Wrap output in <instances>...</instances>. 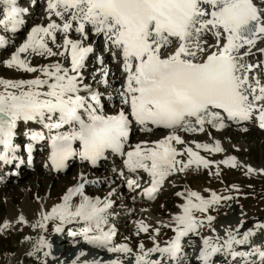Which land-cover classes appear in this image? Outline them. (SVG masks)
I'll return each instance as SVG.
<instances>
[{"label": "snow or ice", "instance_id": "1", "mask_svg": "<svg viewBox=\"0 0 264 264\" xmlns=\"http://www.w3.org/2000/svg\"><path fill=\"white\" fill-rule=\"evenodd\" d=\"M3 5L0 27L16 33L25 23L28 11L19 6L18 0H0ZM264 4V0H260ZM46 25L37 24L27 33L11 58L8 67L40 73L32 79H0V160L9 161V154L16 151L13 143L19 121H39L49 130L70 126V131L52 135L50 159L56 168L64 167L65 161L76 153L73 143L79 141V155L95 163L106 150L125 155L124 147L134 121L151 131L149 124L171 129L172 132L154 142L137 143L126 152L125 165L131 172L146 171L151 177L149 187L142 193L150 199L174 172H184L191 166L209 168L212 163L237 167L235 156L214 162L200 155L199 149L222 152L219 141L214 144L197 143L194 150L185 146L177 129L186 132H204L205 126L224 128L225 120L249 121L256 119L264 129V61L250 62L249 57L258 52L264 55V7L254 0H46ZM59 18V22L57 19ZM90 30L102 35L113 59L119 58L124 73V83L119 91L122 107L112 115L100 110L101 97L91 85L83 83L82 69L94 49L85 42ZM79 39L71 37L72 32ZM62 34V43H57V34ZM214 43L208 42V36ZM9 41L0 35V47ZM50 43L59 51H54ZM255 49V52L253 51ZM22 54L25 56L22 58ZM64 57L70 67L60 61L39 67L32 66L27 56ZM100 83L107 84L108 70H100ZM95 79V76L93 77ZM89 95H82L81 92ZM194 121V124L192 123ZM32 140H42L41 132L30 133ZM32 145H28L31 151ZM187 156V160L178 159ZM247 173L257 171L243 165ZM260 171H264L261 169ZM83 179L67 190L62 202L50 212L42 213L41 221L33 227L44 228L49 220H58L56 231L63 225L84 223L79 232L84 241L111 253L133 255L127 244L113 245L115 230L105 226L113 213V201L106 197L92 198L85 194ZM129 189L140 188L136 180L128 179ZM115 191V190H113ZM112 193H109V197ZM184 196V193H177ZM78 197V202L73 198ZM229 197L210 198L200 193L187 191L182 214L174 217L176 235L167 246L159 245L134 254V264H161L150 259L153 252L167 254L173 260L181 259V238L208 226L215 217H197L194 213H207L209 208ZM23 221V216L20 217ZM140 230L148 226L139 222ZM243 225V222H241ZM8 227L7 222L3 225ZM215 231V229H212ZM158 231V229H157ZM257 232H264V223L256 225V231L242 233L229 228L224 237H204L199 259L203 264H212L211 258L224 253L233 258H242L243 264H264V246L253 244L248 251H237L236 245H248ZM221 241H223L221 243ZM41 247L48 246L43 237ZM31 254V253H30ZM47 256L48 253H45ZM72 264H80L79 257ZM255 258V259H253ZM83 264H123L119 258L104 262L84 260Z\"/></svg>", "mask_w": 264, "mask_h": 264}, {"label": "rangeland", "instance_id": "2", "mask_svg": "<svg viewBox=\"0 0 264 264\" xmlns=\"http://www.w3.org/2000/svg\"><path fill=\"white\" fill-rule=\"evenodd\" d=\"M31 3H29L27 6H35L32 7V14H24L25 20H27L29 24L23 25L22 31L11 35V33L7 34V31L5 32L2 27H0V35L5 36L6 39L11 38L10 43L4 47H0V79H29L27 76H25V74L28 72L19 70L17 68L15 69V67H8L5 61L11 58L12 54L16 51L19 45L26 39L27 33L30 31V29L38 24L41 19L39 15L42 12L41 8L42 4H44L43 0H39L37 2L36 0H33ZM61 40L62 39L60 37L57 42L59 43ZM209 40L208 42H210ZM87 41L92 42L91 40ZM94 45L95 50L90 55L92 58H87L92 60V62L86 59L85 67L82 69L83 83L91 85L92 87V85H94L96 82L95 80H97L100 76V70L102 68H106L108 70V85L98 90L102 97H108V102H106L105 106L108 107L112 103L110 106L112 111V109L114 110L118 108L117 106L120 102L116 98L112 99V96H116L118 94V90L120 89L119 84H117L119 81L115 79V71L111 69L112 63L107 61H105L104 64L98 63L97 58L100 55H98V53H100L99 45L96 42H94ZM51 46H53L54 51L58 50L56 49L55 45ZM259 60L264 61V56H262V59L259 58ZM33 61H30V63L32 62L31 65H35V67L49 64L50 62L54 63V60L48 58L47 56L45 58L39 57ZM107 63H109L111 66L107 65ZM94 76L97 78L93 79ZM261 78H264V73H261ZM106 111L108 112L109 110L106 109ZM251 122L252 124H250ZM251 122L249 123L250 125L247 124L248 126L243 125L245 127L232 126L220 130L217 128V130H213L212 133V137L214 139L211 137V133L206 131L198 133L197 135L185 133V143L198 142L213 144L215 143V139L221 143L220 145L224 151H204V153L201 154L208 160L219 162L231 155L237 158L239 165L237 167H231L230 165L219 164L217 167V163H212L209 168H204L203 166L197 168L193 165L184 172H174L172 175L166 178V181L164 182V185H166H162L163 187L161 186V189L159 190L156 197L150 201H142L140 198H137V194L139 197L141 196L140 194L142 192H140V190L146 187L145 176L143 177L145 182H139V184L142 183L140 188L134 190L133 192H128L125 191V189H133H116L117 187H115V185H117V182H119L118 184L122 183V181H118L119 178L114 179L106 173L97 172L94 174L91 170H86L87 181H89L87 184H89V186L92 185L90 186L91 188L95 187L94 189L102 190H100V194L90 197H99L101 200L105 199L106 197L113 199V214H116V217L112 218L114 220H109V224L107 225V227L110 226L115 230V234L112 238V244H127L132 248L133 255L124 253H111L106 249L102 250L104 253H101L97 249L95 252L90 254L87 253L88 248L83 236H73L71 234L72 232H79V230L84 227L83 222L67 224L62 227L60 232L55 230L57 226L56 222L48 234H46L48 228H45L44 233V228H40L39 226L33 227V225H36L37 222L33 221L34 217L30 210L31 204L33 205L35 202L48 200V194L51 190H53L51 187L53 182L74 177L79 168L84 169L83 166H73L64 174L57 175L56 177L50 175L43 168L27 173H25L22 169L20 171L21 176L19 179L13 180L12 182L10 181L7 183H0V264H18V262L19 264H33L34 260L32 258L35 257L34 255H36L39 259L41 257V260H44V264H61V262L71 260L75 248H80V251L85 253L84 256L79 257L80 264H83L84 260L96 259L103 261L109 259L114 260L117 258L121 259L123 264H132V262H134V254L141 251L139 247L141 244L144 246V251H147L148 249H151L157 245L160 247H165L172 239H174L176 235V231H174L176 228L174 217L176 215L182 214L183 208L181 206L186 203L185 196L189 190L200 193V195L206 199L210 198L213 192L221 197H229V199H223L218 204L211 206L207 213H194L197 217L203 218L211 215L215 217V219L211 222V227L208 226V221L205 219L204 226L198 229L197 232L189 233L185 238H181V245L184 242L191 245L189 248L191 255H193L195 252L193 256L196 258L199 257L198 253L203 248L204 237L220 236L226 239V231L229 228L233 230L239 229L241 233L243 231H247L248 229L256 231V225L264 223V171H260L261 169H264V131H262V129L259 127L258 122L255 120H252ZM34 123H36V121H34ZM231 124L232 123H230L229 126H231ZM169 131L170 130H156L154 132L159 133L161 138H164V136L169 134ZM134 136L135 137L132 139V141L130 140V143H136L138 142L139 138L141 139L142 137H145L144 133L142 135L136 133ZM213 140L214 142H212ZM243 163L245 165L251 166L257 171L247 173ZM140 174L145 175L143 173ZM37 180H41V182L36 184ZM42 182H45V184L41 186ZM109 193H112L110 197ZM177 193H184L185 195L180 196L177 195ZM64 195L65 194L62 196ZM177 198L179 201H177ZM60 201L61 200L56 199L51 201V203L56 205L60 203ZM28 205L30 206L27 209ZM129 206L130 208H134L133 212H128L127 208L129 209ZM223 208H227V212H224ZM17 211H21L23 213H19ZM22 215L24 218L23 221L20 220ZM255 215L262 217L257 218ZM141 221L148 226L147 232L140 230L139 222ZM6 222L8 227L4 228L3 225ZM241 222H243V225H241ZM212 229H215V231ZM55 233H61L64 236H70V239H76L77 244L75 243V245L71 248L69 244L67 245V243H69L68 240H63L64 243L62 244H59V242H57L58 244H51V242L48 243V240L52 239L53 234ZM33 235H36V237ZM32 237L33 240H36L35 243L32 242L34 244H31V247H26V244L32 239ZM41 237H43L46 241V245H50V247H41L40 244H38ZM198 238H201V244L196 246L193 242L196 241L195 239L198 241ZM133 241H136V243ZM222 242L223 241H221V243ZM37 244L38 247L36 246ZM253 244L264 246V232H257V235L252 237L250 244L236 245L235 247L237 251H248ZM29 248H31L33 251ZM63 250L66 252H59ZM45 253H48V255L46 256ZM56 253L63 254L61 257L59 256L60 261L53 258L54 254ZM127 257H131V259H127ZM161 257L166 259L169 256H167V254L161 255L158 252H153L149 258L158 260ZM224 259L227 260L228 255L224 254L223 252L217 253L211 258L212 264H216L215 261L220 263ZM240 260H242V258H237L232 264H238ZM194 264H203V261L198 258V261Z\"/></svg>", "mask_w": 264, "mask_h": 264}, {"label": "bare ground", "instance_id": "3", "mask_svg": "<svg viewBox=\"0 0 264 264\" xmlns=\"http://www.w3.org/2000/svg\"><path fill=\"white\" fill-rule=\"evenodd\" d=\"M32 2V0H30L29 2H27V3H31ZM254 2H256L258 5H260L261 7H264V4H260V0H254ZM20 3H22V1L20 2ZM20 3H18L19 5H20ZM23 3H26V2H23ZM26 5V4H25ZM0 6H2V8H3V5L2 4H0ZM2 8H1V10L0 11H2ZM45 8H46V0H44V4H42V8H41V14L39 15L40 17H41V19H40V21L38 22V24H42V25H46L49 21H48V17H47V15H46V12H45ZM32 14V13H31ZM0 18H2V14H0ZM27 18V17H26ZM54 19H57V22H59V18H56V17H53ZM24 19H25V16H24ZM28 20H30V19H28ZM29 23H28V21H25V23H24V25H28ZM37 25V24H36ZM3 29V28H2ZM1 29V30H2ZM89 30H90V26H89ZM3 31V30H2ZM91 31V30H90ZM6 32V31H5ZM6 33H11V32H6ZM94 33V32H93ZM5 34V33H4ZM95 34V33H94ZM58 36H62V34H60V33H58L57 34V38H58ZM95 36H97V37H102V39L100 40L101 41V43L103 44V43H105V40L103 39L104 37L102 36V35H97V34H95ZM71 37L73 38V39H79V34L78 33H75L74 31L71 33ZM95 38V37H94ZM210 39V40H209ZM8 41H9V43H10V41H11V39H7ZM208 40L210 41L209 43H214V38H212L210 35L208 36ZM15 42V41H14ZM58 43V42H57ZM62 43V42H61ZM86 44H93V42H89V41H86L85 42ZM50 45H52L51 43H50ZM50 47H52V46H50ZM257 47L259 48V47H264V42H259L258 44H257ZM108 49V47L106 46L105 47V50H107ZM105 50H103V54H101L100 55V58H99V63L100 64H103L105 61H107V62H110V63H112V68L111 69H113L114 71H115V79L116 80H118L119 81V83H117V84H119V86H120V89L118 90V94L116 95V96H112V99H118L120 102L118 103V108H116V109H112V111L109 113L110 115H112V114H115V113H117L118 111H119V109H121L122 107L125 109V111H128V109H127V106L126 105H123L122 103H121V98H120V96H119V91L121 90V86L123 85V83H124V73L122 72V65H121V61L119 60V58H117V59H113V57H112V54H111V52H109V51H105ZM58 51V50H57ZM253 51L255 52V49H253ZM25 56V54H22V58ZM262 56H264V55H262V54H260V53H258V52H255V55H253V56H251V57H249L248 59H249V61L250 62H257V61H260L259 60V58H261L262 59ZM40 57V56H39ZM39 57H37L36 55H31V56H27V59L29 60V61H33V60H36L37 58H39ZM46 57V56H45ZM45 57H40V58H45ZM48 58H51L52 60H54V62H56V61H60L61 63H63L66 67H70V60H68V59H65L64 57H59V56H56V57H48ZM34 62V61H33ZM32 63V62H31ZM49 63V62H48ZM51 63V62H50ZM45 65V64H44ZM35 66V65H34ZM42 66V65H41ZM12 68H14V67H12ZM16 69V68H15ZM9 71V70H8ZM110 71V70H109ZM113 73V72H112ZM111 73V74H112ZM19 74V73H18ZM23 74V73H22ZM20 75V74H19ZM24 75V74H23ZM37 75H40V73H30V72H28L27 74H25V76H27L29 79H32V78H34L35 76H37ZM112 76V75H111ZM113 76V77H114ZM97 78V77H96ZM95 78V79H96ZM100 80H101V75L99 76V78L97 79V80H95L96 82H95V84L94 85H92V89L94 90V91H98L99 92V90H100V88H102V87H104V86H107L108 85V83L107 84H103V83H100ZM115 81V80H114ZM117 82V81H116ZM111 83V82H110ZM109 87V86H108ZM99 89V90H98ZM108 91V90H107ZM103 92V91H102ZM108 93V92H107ZM81 94L82 95H85V96H88L89 94L87 93V92H84V91H82L81 92ZM101 97V104H100V110L102 111V110H105V105H106V102H108V97L107 98H104V97H102V96H100ZM103 106V107H102ZM103 113V112H102ZM103 114H105V113H103ZM105 115H108V114H105ZM252 120H255L256 122H258L255 118L254 119H252ZM252 120H249V121H235L234 123H235V125H239V126H243V125H247V124H249ZM230 121H228V125L227 126H229L230 125ZM233 123V124H234ZM252 123V122H251ZM35 126H38L39 128H43V124H41L38 120L36 121V123H34V121H29V122H24V121H19L18 123H17V128L15 129V132H16V135L13 137V143L15 144V145H18V143H19V139H20V136H21V134H20V131H21V129L22 128H24V129H26V130H30V128H34ZM134 125H130V127H133ZM136 126V125H135ZM136 128H137V126H136ZM133 129V128H132ZM213 130H217V128H213V127H211V126H205V131L206 132H208V133H211V137H212V133H213ZM263 131V130H262ZM172 131H169V134L171 133ZM185 133L186 134H194V135H197L198 133H201V132H186V131H181V132H179V131H176V134L177 135H179V136H181V138L184 140L186 137H185ZM168 134V135H169ZM144 138L142 139H140L139 138V140H138V142H136V143H130V140H128L127 142H126V144H125V148H126V152L127 151H129V150H131L137 143H141V142H149V143H151V142H154V141H157V140H159V139H162L161 138V135H159L158 133H154V132H152V131H149V132H144ZM165 137V136H164ZM210 137V136H209ZM221 137V136H220ZM213 138V137H212ZM201 139V138H200ZM214 139V138H213ZM186 140V139H185ZM184 140V141H185ZM137 141V140H136ZM196 141V140H195ZM215 141H216V139H215ZM186 142V141H185ZM201 142V141H200ZM212 142H214V140L212 141ZM198 142H192V143H185V145H176V147L178 148V149H182L183 147H185V146H189V147H192L194 150H197L196 148H195V145L197 144ZM200 144H204V143H200ZM208 144H210V143H208ZM214 144V143H213ZM221 144V143H220ZM3 148V146L2 145H0V150ZM197 151H199V153H200V155L202 154V153H204V149H199V150H197ZM126 152H124L125 153V155L123 156L124 158L122 159V162H123V164H125L124 163V161H125V159H126ZM206 152V151H205ZM230 152V151H229ZM203 156V155H202ZM207 156V155H206ZM231 156V155H230ZM178 159H183V160H187V156L185 155V156H180V157H178ZM1 163H0V165L1 166H3V162L2 161H0ZM244 164V163H243ZM8 165H10V163L8 162V163H6L5 164V168H7L8 167ZM245 165V164H244ZM113 167L114 166H111V168H112V170H113ZM212 167V166H211ZM86 170V169H85ZM85 170L84 169H81V168H79V170L76 172V175H74V177H70V178H67V179H65V180H61V181H55V182H53L52 183V188H53V190H51L50 192H49V194H48V200H44V201H42V202H33L34 204L32 205L31 204V207H30V210H31V213H32V215H33V217H34V222L36 221V222H38V221H41V219H42V216H41V214L42 213H47V212H50L51 211V209L54 207V205L51 203V201H53V200H56V199H62L61 198V196L63 195V194H65L66 192H67V190L69 189V188H71V187H74L75 185H77L78 183H81L82 182V177H83V179H85L86 180V173H85ZM97 172H99V171H97ZM137 172H140V173H143V174H145V177H146V187H147V185H148V187L150 186V183H151V177H150V175L146 172V171H144V170H142V169H138L137 170ZM241 175V174H240ZM53 177V176H52ZM124 180H122V179H120V180H118V181H122V183L121 184H117V188L116 189H121V188H128L127 187V180L128 179H132L131 177H129V176H125L124 175ZM49 179V178H48ZM223 180V179H222ZM166 181V180H165ZM224 181V180H223ZM39 182H41V180H37V182H36V184L37 183H39ZM137 183H139V181L137 180ZM45 184V182H42L41 183V186L42 185H44ZM40 185V184H39ZM47 185V184H46ZM164 185V184H163ZM166 185V184H165ZM164 185V186H165ZM38 187V186H37ZM43 187H45V186H43ZM69 187V188H68ZM163 187V186H162ZM252 187V186H251ZM0 189H1V187H0ZM161 189V187L158 189V191ZM44 190V189H43ZM142 191V190H141ZM157 191V192H158ZM246 191V190H245ZM4 192V191H3ZM6 192H8V191H6ZM10 192V191H9ZM39 192V191H38ZM85 192H87V193H89V194H95V193H100L101 191L100 190H97V189H94V188H91L88 184H85ZM120 192V191H119ZM40 193V192H39ZM12 195V194H11ZM39 195V194H38ZM141 196L139 197H137V198H140L141 200H144V198H147V196L146 195H144L143 193H141L140 194ZM250 195V194H249ZM14 196V195H13ZM20 196V195H19ZM131 196V195H130ZM129 197V196H128ZM12 198V197H11ZM20 198V197H19ZM41 198V197H40ZM96 198V197H95ZM257 198V197H256ZM110 199V198H109ZM127 199V198H126ZM259 199V198H258ZM261 199V198H260ZM78 200H79V198L78 197H74L73 198V202H78ZM132 200V199H131ZM130 200V201H131ZM174 200H176V199H174ZM177 201H179L178 200V198H177ZM176 201V202H177ZM31 202V201H30ZM59 202V201H58ZM62 202V201H61ZM226 202V201H225ZM27 203V202H26ZM55 203V202H54ZM174 203V202H173ZM29 206L30 205H28V207H27V209L29 208ZM133 206V205H132ZM131 206V207H132ZM123 207V206H122ZM262 207V206H261ZM263 208V207H262ZM15 210V209H14ZM29 210V211H30ZM136 210V209H135ZM128 211L129 212H133L134 211V208H130V206H129V209H128ZM137 211V210H136ZM223 211L224 212H227V208H223ZM17 212H19V213H23V212H21V211H17ZM110 212H111V209H110ZM135 213V212H134ZM161 213V212H160ZM223 213V212H222ZM25 214V213H24ZM21 215V214H20ZM19 215V216H20ZM23 216V215H22ZM29 216V215H28ZM204 216V215H203ZM264 216V215H263ZM110 217V216H109ZM114 217H116V216H114ZM255 217H257V218H260V217H262V216H259V215H255ZM218 218V217H217ZM28 219V218H27ZM112 220H114V219H112ZM2 221V220H1ZM173 221V220H172ZM207 221V220H206ZM56 222H59L58 220H49V221H47L46 223L49 225V226H51V225H54V224H56ZM82 222V221H81ZM9 223V222H8ZM33 228V227H32ZM38 229V228H37ZM36 229V230H37ZM35 230V229H34ZM105 230H107L106 229V227H105ZM44 232H45V230H43ZM51 231V230H50ZM32 232V231H31ZM47 232H48V230H47ZM35 234V233H34ZM37 235V234H36ZM36 235L34 236V237H36ZM41 235H43V234H41ZM31 237V236H30ZM39 238V237H38ZM37 238V239H38ZM67 238H69V237H64L61 233H55L54 235H53V238H52V240L54 241V242H60V241H62V240H66ZM39 240V239H38ZM35 241L36 240H33V237H32V239L26 244V247H31V244H34L35 243ZM32 242H34V243H32ZM134 242V241H133ZM37 243V242H36ZM70 244H72V245H74V241L71 239V241L69 242ZM69 243H67V245L69 244ZM136 243V242H135ZM39 244V243H38ZM38 244L36 245L37 247H38ZM56 244V243H55ZM58 244V243H57ZM77 244V243H76ZM66 245V246H67ZM134 245V244H133ZM25 246V245H24ZM34 246V245H33ZM135 246V245H134ZM133 246V247H134ZM35 248V247H34ZM67 248V247H66ZM29 249H31V248H29ZM43 249V248H42ZM71 249V248H70ZM99 250L101 249V248H98ZM32 250V249H31ZM33 251V250H32ZM28 252V251H27ZM38 252V251H37ZM38 255V254H37ZM61 255H63L62 253H58L56 256H55V260H59V256L61 257ZM35 257H33L32 259L34 260V263L35 264H41V263H43V259L41 260V257H40V259L36 256V255H34ZM48 259V258H47ZM7 260V259H6ZM23 260V259H22ZM22 260H21V262H22ZM5 261V260H4ZM31 261V260H30ZM60 261V260H59ZM6 263V262H5ZM8 263V262H7ZM33 263V264H34ZM61 263H63V262H61ZM18 264H19V262H18ZM44 264V263H43ZM55 264H57V263H55ZM191 264V263H190Z\"/></svg>", "mask_w": 264, "mask_h": 264}]
</instances>
